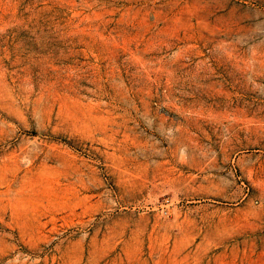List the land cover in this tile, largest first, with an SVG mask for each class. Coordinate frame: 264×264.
Masks as SVG:
<instances>
[{
	"label": "rangeland",
	"instance_id": "obj_1",
	"mask_svg": "<svg viewBox=\"0 0 264 264\" xmlns=\"http://www.w3.org/2000/svg\"><path fill=\"white\" fill-rule=\"evenodd\" d=\"M0 264H264V0H0Z\"/></svg>",
	"mask_w": 264,
	"mask_h": 264
}]
</instances>
